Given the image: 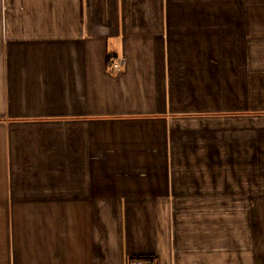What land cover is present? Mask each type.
Listing matches in <instances>:
<instances>
[{"label": "crops", "instance_id": "0c3cea01", "mask_svg": "<svg viewBox=\"0 0 264 264\" xmlns=\"http://www.w3.org/2000/svg\"><path fill=\"white\" fill-rule=\"evenodd\" d=\"M144 256L264 264V0H0V264Z\"/></svg>", "mask_w": 264, "mask_h": 264}, {"label": "built area", "instance_id": "2783aa9c", "mask_svg": "<svg viewBox=\"0 0 264 264\" xmlns=\"http://www.w3.org/2000/svg\"><path fill=\"white\" fill-rule=\"evenodd\" d=\"M126 62L127 60L125 55L112 57L109 63V70L113 73H118L125 68ZM129 264H145V263L140 260H131Z\"/></svg>", "mask_w": 264, "mask_h": 264}, {"label": "trees", "instance_id": "16d2710c", "mask_svg": "<svg viewBox=\"0 0 264 264\" xmlns=\"http://www.w3.org/2000/svg\"><path fill=\"white\" fill-rule=\"evenodd\" d=\"M137 259L144 262L145 264H150L149 262L153 260L151 257H147V256L139 257Z\"/></svg>", "mask_w": 264, "mask_h": 264}]
</instances>
